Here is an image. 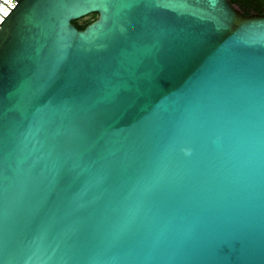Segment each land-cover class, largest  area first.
Segmentation results:
<instances>
[{"label": "water", "instance_id": "1", "mask_svg": "<svg viewBox=\"0 0 264 264\" xmlns=\"http://www.w3.org/2000/svg\"><path fill=\"white\" fill-rule=\"evenodd\" d=\"M1 25L0 264H264V14L20 0Z\"/></svg>", "mask_w": 264, "mask_h": 264}, {"label": "trees", "instance_id": "2", "mask_svg": "<svg viewBox=\"0 0 264 264\" xmlns=\"http://www.w3.org/2000/svg\"><path fill=\"white\" fill-rule=\"evenodd\" d=\"M230 2L236 7H238L244 14H264V0H230ZM87 16L91 17L86 20H84L85 17L73 20V23L79 29H84L99 18L98 13H92Z\"/></svg>", "mask_w": 264, "mask_h": 264}, {"label": "snow or ice", "instance_id": "3", "mask_svg": "<svg viewBox=\"0 0 264 264\" xmlns=\"http://www.w3.org/2000/svg\"><path fill=\"white\" fill-rule=\"evenodd\" d=\"M6 3L10 4L11 6H15L14 0H5ZM9 15V12L7 9L3 6L0 5V24L4 22V18Z\"/></svg>", "mask_w": 264, "mask_h": 264}, {"label": "built area", "instance_id": "4", "mask_svg": "<svg viewBox=\"0 0 264 264\" xmlns=\"http://www.w3.org/2000/svg\"><path fill=\"white\" fill-rule=\"evenodd\" d=\"M18 1H20V0H14V3H15V6H16V4L18 3ZM5 2V0H0V5H3L6 9H7V11L10 13L11 12V10L15 7H13V6H11L10 4H8V3H6ZM12 8V9H11ZM5 19V18H4ZM2 27V25L0 24V28Z\"/></svg>", "mask_w": 264, "mask_h": 264}, {"label": "rangeland", "instance_id": "5", "mask_svg": "<svg viewBox=\"0 0 264 264\" xmlns=\"http://www.w3.org/2000/svg\"><path fill=\"white\" fill-rule=\"evenodd\" d=\"M91 16H86L85 18H84V20H86V19H88V18H90Z\"/></svg>", "mask_w": 264, "mask_h": 264}]
</instances>
